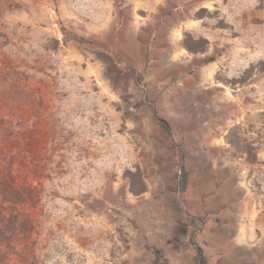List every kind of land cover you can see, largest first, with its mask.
I'll return each mask as SVG.
<instances>
[{"label":"rangeland","instance_id":"374dc122","mask_svg":"<svg viewBox=\"0 0 264 264\" xmlns=\"http://www.w3.org/2000/svg\"><path fill=\"white\" fill-rule=\"evenodd\" d=\"M188 77L199 110L263 81L264 0H0V264H153L196 206L154 114L187 169Z\"/></svg>","mask_w":264,"mask_h":264},{"label":"crops","instance_id":"0c3cea01","mask_svg":"<svg viewBox=\"0 0 264 264\" xmlns=\"http://www.w3.org/2000/svg\"><path fill=\"white\" fill-rule=\"evenodd\" d=\"M175 52L172 47L170 54ZM203 81L177 80V91L187 93L188 104L184 109L178 100L168 116L187 118L186 201L196 205L190 217L207 215L191 242L192 223L181 207L178 233L165 232L160 249L169 264H198L197 246L207 264H264V79L234 86L212 79L206 86L212 104L199 110L194 97ZM233 128L237 133L232 136Z\"/></svg>","mask_w":264,"mask_h":264},{"label":"trees","instance_id":"16d2710c","mask_svg":"<svg viewBox=\"0 0 264 264\" xmlns=\"http://www.w3.org/2000/svg\"><path fill=\"white\" fill-rule=\"evenodd\" d=\"M187 49L189 51H194V49L190 46H187ZM212 60L213 58H208L206 61H212ZM129 70L131 71L134 78L138 81L139 74L137 70L132 66H129ZM154 114L160 120L163 130L166 132L167 136L172 141L171 151L174 153V156H175L177 186H178L179 192L184 193L188 186V170L186 169V166L184 163L185 155L183 152L180 151L179 148H177V145L174 143L173 133H172L169 122L163 117L158 116L156 111H154ZM196 261L198 264H207L204 258L203 250L200 246L196 247ZM153 264H169L167 259L162 256L161 250L159 248H154Z\"/></svg>","mask_w":264,"mask_h":264}]
</instances>
